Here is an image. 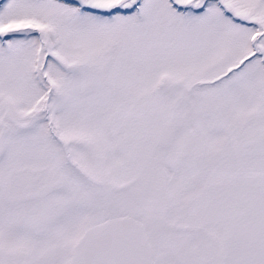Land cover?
I'll return each instance as SVG.
<instances>
[{
  "label": "snow or ice",
  "instance_id": "1",
  "mask_svg": "<svg viewBox=\"0 0 264 264\" xmlns=\"http://www.w3.org/2000/svg\"><path fill=\"white\" fill-rule=\"evenodd\" d=\"M0 264H264V0H0Z\"/></svg>",
  "mask_w": 264,
  "mask_h": 264
}]
</instances>
